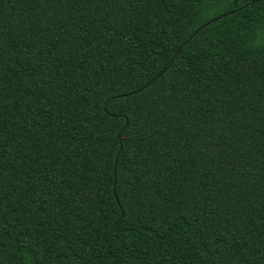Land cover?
Returning a JSON list of instances; mask_svg holds the SVG:
<instances>
[{"label":"trees","instance_id":"1","mask_svg":"<svg viewBox=\"0 0 264 264\" xmlns=\"http://www.w3.org/2000/svg\"><path fill=\"white\" fill-rule=\"evenodd\" d=\"M0 264H264V0H0Z\"/></svg>","mask_w":264,"mask_h":264}]
</instances>
